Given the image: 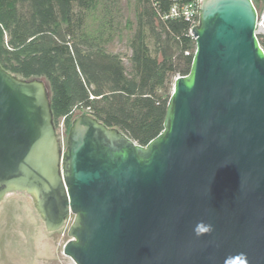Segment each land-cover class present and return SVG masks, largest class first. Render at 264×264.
Masks as SVG:
<instances>
[{
  "label": "water",
  "instance_id": "water-1",
  "mask_svg": "<svg viewBox=\"0 0 264 264\" xmlns=\"http://www.w3.org/2000/svg\"><path fill=\"white\" fill-rule=\"evenodd\" d=\"M191 70L140 145L0 63V199L29 193L75 264H264V49L252 0H201Z\"/></svg>",
  "mask_w": 264,
  "mask_h": 264
},
{
  "label": "trees",
  "instance_id": "trees-1",
  "mask_svg": "<svg viewBox=\"0 0 264 264\" xmlns=\"http://www.w3.org/2000/svg\"><path fill=\"white\" fill-rule=\"evenodd\" d=\"M174 1L135 0V21L123 24L119 0H0V63L45 80L56 128L87 113L145 146L163 132L174 80L190 72L196 50L200 13L171 17ZM125 29L129 65L108 50Z\"/></svg>",
  "mask_w": 264,
  "mask_h": 264
},
{
  "label": "rangeland",
  "instance_id": "rangeland-1",
  "mask_svg": "<svg viewBox=\"0 0 264 264\" xmlns=\"http://www.w3.org/2000/svg\"><path fill=\"white\" fill-rule=\"evenodd\" d=\"M124 18L135 21V0H119ZM259 12L257 33L264 35V9ZM130 33L125 29L109 45L108 50L121 54L129 65ZM62 123L56 128L60 145L65 148L69 130ZM70 215L64 227L48 230L35 206L33 197L24 191H10L0 199V264H75L64 254V245L71 238Z\"/></svg>",
  "mask_w": 264,
  "mask_h": 264
},
{
  "label": "built area",
  "instance_id": "built-area-1",
  "mask_svg": "<svg viewBox=\"0 0 264 264\" xmlns=\"http://www.w3.org/2000/svg\"><path fill=\"white\" fill-rule=\"evenodd\" d=\"M200 5H201V0H175L170 10L171 11L170 16L171 17L184 16L190 19L197 13V11H199L200 13ZM190 32L192 34V29L190 30ZM61 126H64V124L62 123Z\"/></svg>",
  "mask_w": 264,
  "mask_h": 264
}]
</instances>
